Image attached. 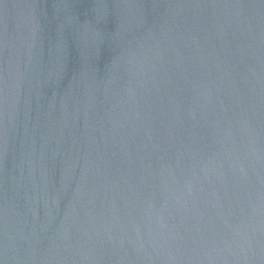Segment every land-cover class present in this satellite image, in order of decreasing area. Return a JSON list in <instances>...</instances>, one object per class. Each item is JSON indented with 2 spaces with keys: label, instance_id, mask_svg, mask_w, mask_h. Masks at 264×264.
Wrapping results in <instances>:
<instances>
[{
  "label": "water",
  "instance_id": "obj_1",
  "mask_svg": "<svg viewBox=\"0 0 264 264\" xmlns=\"http://www.w3.org/2000/svg\"><path fill=\"white\" fill-rule=\"evenodd\" d=\"M0 264H264V0H0Z\"/></svg>",
  "mask_w": 264,
  "mask_h": 264
}]
</instances>
